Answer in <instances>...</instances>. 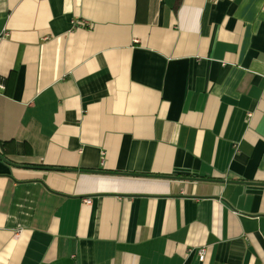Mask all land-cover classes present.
<instances>
[{"label":"crops","instance_id":"1","mask_svg":"<svg viewBox=\"0 0 264 264\" xmlns=\"http://www.w3.org/2000/svg\"><path fill=\"white\" fill-rule=\"evenodd\" d=\"M0 86V264H264V0H0Z\"/></svg>","mask_w":264,"mask_h":264},{"label":"built area","instance_id":"2","mask_svg":"<svg viewBox=\"0 0 264 264\" xmlns=\"http://www.w3.org/2000/svg\"><path fill=\"white\" fill-rule=\"evenodd\" d=\"M0 88H1V86H0ZM102 162H103V156H102ZM85 202H86V204L90 203V201L87 200V199L85 200ZM204 254H205V250L204 249H200L198 251V259H199V261H202V259L204 257Z\"/></svg>","mask_w":264,"mask_h":264},{"label":"trees","instance_id":"3","mask_svg":"<svg viewBox=\"0 0 264 264\" xmlns=\"http://www.w3.org/2000/svg\"><path fill=\"white\" fill-rule=\"evenodd\" d=\"M7 143L10 144L11 142H7ZM4 146H6V145H5V144H2V145H1L2 148H3ZM0 158H1L2 160L6 161V159L4 158V153H3L2 150L0 151Z\"/></svg>","mask_w":264,"mask_h":264}]
</instances>
